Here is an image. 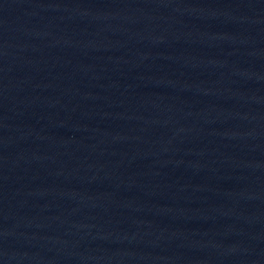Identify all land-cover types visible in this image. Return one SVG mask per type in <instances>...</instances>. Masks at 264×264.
<instances>
[{
    "label": "water",
    "instance_id": "obj_1",
    "mask_svg": "<svg viewBox=\"0 0 264 264\" xmlns=\"http://www.w3.org/2000/svg\"><path fill=\"white\" fill-rule=\"evenodd\" d=\"M0 264H264V0H0Z\"/></svg>",
    "mask_w": 264,
    "mask_h": 264
}]
</instances>
